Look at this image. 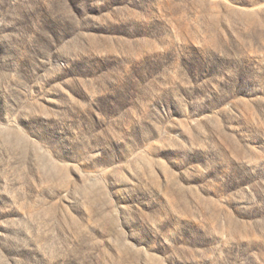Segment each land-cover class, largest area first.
I'll use <instances>...</instances> for the list:
<instances>
[{"label": "rangeland", "instance_id": "obj_1", "mask_svg": "<svg viewBox=\"0 0 264 264\" xmlns=\"http://www.w3.org/2000/svg\"><path fill=\"white\" fill-rule=\"evenodd\" d=\"M0 264H264V0H0Z\"/></svg>", "mask_w": 264, "mask_h": 264}]
</instances>
